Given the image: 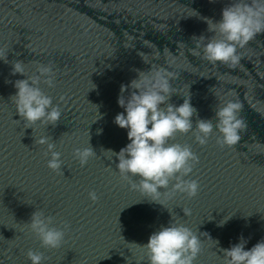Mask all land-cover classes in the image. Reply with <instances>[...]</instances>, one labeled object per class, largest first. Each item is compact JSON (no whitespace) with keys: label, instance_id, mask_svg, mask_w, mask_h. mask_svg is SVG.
<instances>
[{"label":"water","instance_id":"obj_1","mask_svg":"<svg viewBox=\"0 0 264 264\" xmlns=\"http://www.w3.org/2000/svg\"><path fill=\"white\" fill-rule=\"evenodd\" d=\"M231 2L0 0V46L10 50L9 63L0 60V264H31L29 249L43 252L44 264H148L139 245L171 220L200 236L197 264H223L221 249L241 236L245 250L264 240V33L239 50L243 58L235 69L190 52L193 36L213 35L205 18L219 21ZM15 60L25 63L27 75L37 63L53 64L56 86L42 87L62 110L55 127L37 124L33 130L17 121L10 97L14 82L26 77L11 74ZM151 66L177 75L171 103L179 106L190 94L199 117L212 119L216 106L239 99L247 124L233 147L222 148L215 135L205 146L191 133L177 135L173 142L191 145L199 156L188 178L199 182L200 191L164 206L130 190L114 156L130 143L127 129L114 123L124 112L117 102L121 85ZM45 135L62 153L63 174L48 169L46 146L35 143ZM88 142L97 156L81 167L73 150ZM92 190L96 203L88 198ZM37 209L55 217L56 226L69 223L62 247L42 248L27 229Z\"/></svg>","mask_w":264,"mask_h":264},{"label":"clouds","instance_id":"obj_2","mask_svg":"<svg viewBox=\"0 0 264 264\" xmlns=\"http://www.w3.org/2000/svg\"><path fill=\"white\" fill-rule=\"evenodd\" d=\"M205 19L207 31L213 35L193 36L195 46L190 49L191 55L213 65L219 62L226 68L235 69L243 58L239 50L255 40L258 34L264 33V0H232L222 9L219 21ZM9 51L7 46H0V60L9 63ZM11 63L12 75L26 77L14 82L17 91L10 97L15 105V113L20 117L17 121H23L25 128L33 130L37 124L45 128L48 125L55 127L62 119V110L42 87L56 86L53 64L37 63L35 72L27 75L23 61ZM176 78L177 75L169 68L151 66L148 71L137 70V78L131 80L129 85H121L117 102L124 112L115 116L114 123L127 129L130 143L118 153L108 150L118 160L116 169L119 177L130 190L138 191L149 202L162 206L165 200H173L178 195L193 199L200 191L199 182L188 178L199 163V156L191 145L173 142L177 135L191 133L200 146L207 145L215 135L222 148L233 147L240 142V133L247 127L241 116L243 104L239 99L226 100L216 106L212 119L199 117L198 110L191 104L190 94L183 96V103L179 106L171 103L172 96L177 94L172 84ZM129 89L130 94L125 96ZM35 143L46 146L43 155L47 159L48 169L63 174L62 153L56 150L52 138L49 135L41 136L35 138ZM96 156L89 142L87 147L73 150V159L81 167ZM88 198L93 203L99 200L95 190L88 192ZM183 212L185 216L191 215V209L184 208ZM25 225L44 249L62 247L70 230L68 222L61 221L60 226H56L55 217L38 209ZM246 243L241 236L239 243L221 249L223 264H264V240L249 250H245ZM139 246L145 249L148 264H197L203 253L200 236L185 224L172 220L168 226L162 225L154 231L147 243ZM26 256L31 264H44L46 259L43 252L33 249H29Z\"/></svg>","mask_w":264,"mask_h":264}]
</instances>
